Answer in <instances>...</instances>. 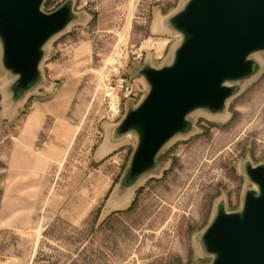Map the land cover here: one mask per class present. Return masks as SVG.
Instances as JSON below:
<instances>
[{"label": "rangeland", "instance_id": "rangeland-1", "mask_svg": "<svg viewBox=\"0 0 264 264\" xmlns=\"http://www.w3.org/2000/svg\"><path fill=\"white\" fill-rule=\"evenodd\" d=\"M66 1L41 9L49 14ZM70 1L78 19L47 44L40 66L42 83H54L41 97L59 107L26 145L18 141L29 113L22 105L34 91L12 101L14 78L0 50V264H210L201 234L218 210L241 208L253 188L246 167L264 166V52L250 57L254 74L235 84L221 112L189 115L188 131L129 185L135 139L98 153L111 122L101 103L103 67L116 45L143 43V60L121 64L136 107L148 90L137 72L170 63L180 37L161 23L186 0ZM40 151L47 157L36 160Z\"/></svg>", "mask_w": 264, "mask_h": 264}, {"label": "water", "instance_id": "water-1", "mask_svg": "<svg viewBox=\"0 0 264 264\" xmlns=\"http://www.w3.org/2000/svg\"><path fill=\"white\" fill-rule=\"evenodd\" d=\"M45 1L0 0L1 66L14 78L8 88L12 101L42 84L47 44L78 19L70 0L49 14L41 9ZM164 25L180 37L171 61L139 68L147 93L134 108L128 102L113 130L118 141L135 139L124 181L129 185L154 168L171 140L188 131L189 115L221 112L235 84L254 74L250 57L264 52V0H186ZM245 176L253 188L241 208L218 210L200 236L210 264H264V166L246 167Z\"/></svg>", "mask_w": 264, "mask_h": 264}, {"label": "built area", "instance_id": "built-area-1", "mask_svg": "<svg viewBox=\"0 0 264 264\" xmlns=\"http://www.w3.org/2000/svg\"><path fill=\"white\" fill-rule=\"evenodd\" d=\"M145 57L143 43L128 46L120 43L112 51L102 71L101 103L105 108L106 120L114 122L120 114L123 103L135 97L136 86L122 75L121 64L129 58L141 61Z\"/></svg>", "mask_w": 264, "mask_h": 264}, {"label": "crops", "instance_id": "crops-1", "mask_svg": "<svg viewBox=\"0 0 264 264\" xmlns=\"http://www.w3.org/2000/svg\"><path fill=\"white\" fill-rule=\"evenodd\" d=\"M154 28L156 29V24H154ZM161 29L163 31L166 30L162 23ZM42 84L39 87L35 88L33 90L34 93L32 92L33 94L27 98L29 102L26 105H22V110L26 109L29 113L27 115V122L22 131L21 138H19L18 141L25 145L27 143H30L34 125H36L37 123L39 124L42 119H44L46 116H50L51 112H55V110L59 107V105H57L56 103L57 101H55L54 103L52 102L53 100H48L41 97L45 94H48L49 92H52L54 83L52 81H46L43 85ZM128 102L129 101H126L125 103H123V105H126ZM122 111H126V108H123ZM17 115H19V113H17ZM123 115L124 114H122L121 117L119 116L120 119L116 123L109 122L110 124L108 123V127L103 130V140L98 148V153L103 152L104 155H109L116 151V145L114 143L118 142V140L114 137L113 130L115 129ZM44 150L45 149H43L42 151ZM42 151L37 154L36 160H42L44 157H47L43 154Z\"/></svg>", "mask_w": 264, "mask_h": 264}]
</instances>
